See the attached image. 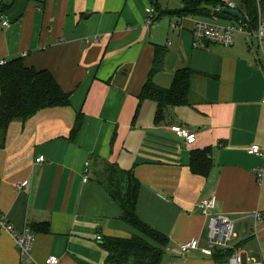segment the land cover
Returning a JSON list of instances; mask_svg holds the SVG:
<instances>
[{"label":"crops","instance_id":"0c3cea01","mask_svg":"<svg viewBox=\"0 0 264 264\" xmlns=\"http://www.w3.org/2000/svg\"><path fill=\"white\" fill-rule=\"evenodd\" d=\"M0 1L11 3L0 18V58L23 57L28 66L50 71L70 94L68 106L0 127V212L17 232L50 226L49 233L33 231L30 260L0 229V264H46L51 256L58 264H113L104 238H131L136 231L96 179L105 162L140 182L139 218L169 239L161 264H226L228 250L217 258L202 251L209 216L222 214L235 223L230 249L241 251L245 264L250 257L264 264V182L258 181L264 157L249 152L264 150V42L244 32L231 46L197 42L195 20L209 18L181 15L182 0H157L156 7L151 0ZM219 1L237 10L244 5ZM150 7L157 18L151 24ZM156 46L167 54L155 83L170 88L176 72L189 69L187 102L156 121L158 104L146 100L134 122ZM172 126L193 131L196 141L187 144ZM205 150L212 165L194 173L191 154ZM41 155L45 160L37 163ZM213 195L216 206L205 215L200 204ZM189 240L200 247L179 254Z\"/></svg>","mask_w":264,"mask_h":264},{"label":"trees","instance_id":"16d2710c","mask_svg":"<svg viewBox=\"0 0 264 264\" xmlns=\"http://www.w3.org/2000/svg\"><path fill=\"white\" fill-rule=\"evenodd\" d=\"M182 2L184 7L180 10V14L183 16L209 19L216 17L233 21H241L248 17L249 27L253 31L258 27L260 13L264 12V0H244L240 10L243 15L241 19L227 14L224 10L226 4L219 0H182ZM151 3L157 6V0H151ZM10 4L0 1V18ZM166 54V47L156 46L152 68L139 96L134 122L146 100L158 104L156 121L162 120L170 107L187 102L191 74L189 69L177 71L170 88H161L155 83V76L163 69ZM69 104L70 94L62 89L50 71L28 66L23 57L8 60L6 64L0 65V127L6 128L14 119H25L41 109ZM80 126L79 115L74 132H77ZM208 153L207 150L192 152L191 168L194 173L208 172L212 165ZM96 179L106 187L121 207L120 219L136 231L131 238L105 237L102 246L107 252L106 261L113 264H161L169 239L139 218L137 202L140 182L135 175L115 163L105 162L104 169L96 172ZM30 229L36 232H50L49 223L32 225ZM227 250L230 252L228 259L234 250H215L213 256L217 258Z\"/></svg>","mask_w":264,"mask_h":264},{"label":"built area","instance_id":"2783aa9c","mask_svg":"<svg viewBox=\"0 0 264 264\" xmlns=\"http://www.w3.org/2000/svg\"><path fill=\"white\" fill-rule=\"evenodd\" d=\"M226 8L237 9L235 3L229 2L226 4ZM225 8V9H226ZM224 9V10H225ZM219 10V9H218ZM148 23L151 24L155 18V9L148 8ZM243 15H241L240 19ZM262 13H260V17ZM214 17L213 19H197L193 27V35L197 42H201L204 39L210 42L219 43L224 46H231L234 44L235 35L240 32H244L250 35H256L260 40V43L264 42V22L259 20L258 27L256 31L251 30L248 24V17H245L241 21H231L229 23H218ZM5 26H9V22L3 21ZM7 60L0 58V65L6 64ZM264 96V92H263ZM171 131L180 138H183L187 144H193L196 141V134L184 127L172 126ZM251 154H256L258 156L264 157V150L259 146H253L249 149ZM45 160L44 156H39L36 159L37 163H41ZM90 170V163L87 162L84 168V181H88ZM258 181L260 183L264 182V169L261 168L258 171ZM28 181L22 182L18 186H25ZM217 203V196L213 195L208 199L201 202L200 207L205 215H210V210L214 209ZM0 229L7 230L10 232L15 240V244L20 255L25 259H31L35 244V235L33 231L28 227L23 232H17L13 225L7 220L6 216L0 212ZM209 238L205 247L202 251L205 255L212 256L215 250L219 249H230L232 240L236 237L235 223L227 215H210L209 216ZM99 240L102 239L101 236L97 237ZM200 243L198 240H189L183 243L178 248L179 254H186L191 250L198 249ZM59 259L55 256H51L46 261V264H58ZM226 264H245L242 256V252L239 250H234L232 255L229 256ZM246 264H263L262 262L256 261L254 258L250 257Z\"/></svg>","mask_w":264,"mask_h":264},{"label":"water","instance_id":"95a60500","mask_svg":"<svg viewBox=\"0 0 264 264\" xmlns=\"http://www.w3.org/2000/svg\"><path fill=\"white\" fill-rule=\"evenodd\" d=\"M225 12L227 14L231 15L232 17H235V18H240L241 15H242L240 10H237V9L226 8ZM202 42H203L204 45H208L209 44V40H207V39H204Z\"/></svg>","mask_w":264,"mask_h":264},{"label":"rangeland","instance_id":"374dc122","mask_svg":"<svg viewBox=\"0 0 264 264\" xmlns=\"http://www.w3.org/2000/svg\"><path fill=\"white\" fill-rule=\"evenodd\" d=\"M101 165H103V166H101L100 170H103V169H104V164H103V163H101Z\"/></svg>","mask_w":264,"mask_h":264}]
</instances>
